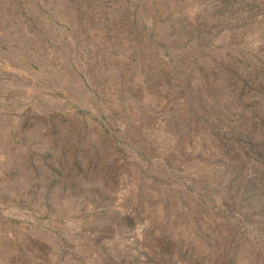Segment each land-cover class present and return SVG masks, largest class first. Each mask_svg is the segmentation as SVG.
<instances>
[{"label":"rangeland","instance_id":"rangeland-1","mask_svg":"<svg viewBox=\"0 0 264 264\" xmlns=\"http://www.w3.org/2000/svg\"><path fill=\"white\" fill-rule=\"evenodd\" d=\"M0 264H264V0H0Z\"/></svg>","mask_w":264,"mask_h":264}]
</instances>
